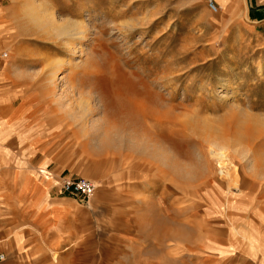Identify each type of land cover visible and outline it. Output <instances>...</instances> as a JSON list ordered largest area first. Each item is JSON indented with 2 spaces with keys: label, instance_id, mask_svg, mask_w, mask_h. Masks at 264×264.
<instances>
[{
  "label": "rangeland",
  "instance_id": "1",
  "mask_svg": "<svg viewBox=\"0 0 264 264\" xmlns=\"http://www.w3.org/2000/svg\"><path fill=\"white\" fill-rule=\"evenodd\" d=\"M0 4V67L10 70L0 86L50 101L56 115V137L42 141L49 180L73 174L95 186L89 264H257L264 35L204 0ZM54 23H82L83 34ZM133 98L152 120L127 117L120 105ZM213 150L233 155L239 190Z\"/></svg>",
  "mask_w": 264,
  "mask_h": 264
},
{
  "label": "crops",
  "instance_id": "2",
  "mask_svg": "<svg viewBox=\"0 0 264 264\" xmlns=\"http://www.w3.org/2000/svg\"><path fill=\"white\" fill-rule=\"evenodd\" d=\"M212 1L213 14L243 21L264 35V0ZM0 10H5L1 4ZM3 65L0 85L10 76ZM17 92L15 85L0 86V264H89L88 205L94 196L86 202L59 192L58 179L73 174L49 180L51 154L43 151L42 141L56 137L53 105L31 95L17 99ZM262 236L256 242L257 264H264Z\"/></svg>",
  "mask_w": 264,
  "mask_h": 264
},
{
  "label": "bare ground",
  "instance_id": "3",
  "mask_svg": "<svg viewBox=\"0 0 264 264\" xmlns=\"http://www.w3.org/2000/svg\"><path fill=\"white\" fill-rule=\"evenodd\" d=\"M30 16V14H28ZM27 17V15H26ZM31 18V17H30ZM32 19V18H31ZM30 19V20H31ZM41 21V20H40ZM42 22V21H41ZM40 22V25H41ZM43 23V22H42ZM53 30L59 31L60 33L66 35V37H71L76 38L78 36H80L81 34H83V31H81V29L83 28V24H75V25H66L64 27V25H57L56 23H54V25L51 27ZM68 39V38H67ZM70 39V38H69ZM68 41V40H67ZM71 41V40H70ZM73 41V40H72ZM68 49V48H66ZM52 71V70H51ZM93 76H95V73L92 74ZM98 77V76H97ZM125 101V100H124ZM126 103L127 104H123L120 105L122 108V111L124 113H126L127 117H129V119H142V120H152V118H154L153 114H150L147 112V110L143 107V104L141 101H139L136 98L133 99H126ZM147 108V107H146ZM150 117V118H148ZM163 117V116H162ZM160 123V122H159ZM251 140V139H250ZM254 140V139H253ZM254 142V141H253ZM234 143H239L238 140H234ZM249 144V143H248ZM234 147V146H233ZM212 148V147H211ZM253 148V147H252ZM215 149V148H214ZM219 149V148H218ZM214 151V150H213ZM220 151V150H219ZM226 151V150H225ZM208 152V151H207ZM212 155L214 156V158L216 159V162L218 164V169L219 172L221 173V176L225 177L226 179H229L231 182H233V186H235L234 188L231 187V189H235V191L237 190L238 187L241 186V182H242V178L239 175V171L237 172V170H233V155L231 156L230 152H211ZM208 154V153H207ZM210 154V153H209ZM147 156H151V153H148ZM235 157V156H234ZM146 160H144L145 162ZM210 161V160H209ZM211 162V161H210ZM146 164H148L147 162H145ZM213 163V162H212ZM258 163V161H257ZM216 164V165H217ZM259 168V167H258ZM245 174V173H244ZM224 180V181H225ZM227 181V180H226ZM246 180L243 181V184H245ZM227 184V183H226ZM230 185V184H229ZM226 188H228V186H226ZM230 188V187H229ZM230 189V190H231ZM239 190V188H238ZM232 192V191H231Z\"/></svg>",
  "mask_w": 264,
  "mask_h": 264
},
{
  "label": "built area",
  "instance_id": "4",
  "mask_svg": "<svg viewBox=\"0 0 264 264\" xmlns=\"http://www.w3.org/2000/svg\"><path fill=\"white\" fill-rule=\"evenodd\" d=\"M206 6L212 13L217 12V7L212 0H207ZM5 56L6 54L4 53L3 57ZM58 189L62 194L76 196L86 202L95 194L94 184L85 178L61 177L58 179ZM3 259L4 256L0 255V261Z\"/></svg>",
  "mask_w": 264,
  "mask_h": 264
}]
</instances>
